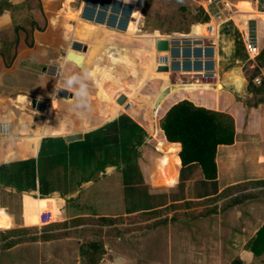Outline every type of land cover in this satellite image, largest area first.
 Listing matches in <instances>:
<instances>
[{
    "label": "crops",
    "instance_id": "0c3cea01",
    "mask_svg": "<svg viewBox=\"0 0 264 264\" xmlns=\"http://www.w3.org/2000/svg\"><path fill=\"white\" fill-rule=\"evenodd\" d=\"M110 1L135 5L134 20L129 21L133 30L128 31L125 26V33L136 36L142 17L138 12L139 0ZM82 7V0H0V117L6 116L10 121L7 132L0 128V167L6 165L7 169L6 177L1 178L0 174V230L73 221L72 227L97 228L94 235L102 240L104 247L99 264H115L120 255L129 259L131 246L141 253V256L133 257L135 264H140V260L144 264V259L150 257L144 253L149 251L156 256L159 243L164 247L168 264H191L199 254L200 260L205 258L201 254H205L208 258L214 257L215 261L209 264H219L221 247L216 249V256L211 248L191 247L190 233L182 231L188 232V229L178 230L183 223L187 226L191 221H187L188 217L184 220L179 217L189 211L177 206L217 196L227 189L231 195L245 185L253 188L247 191L253 193L264 188L251 184L264 180V92L256 96L249 92L241 72L242 64L253 55L252 51L245 45L238 25L223 21L218 31L215 27L212 32L191 33L215 36L212 48L214 73L208 76L217 77L216 84L201 81L182 86V80L196 74L195 71L179 73L173 70L171 62L170 74L158 71L162 56L166 54L154 51L151 58L146 50L150 45L135 49L142 61L141 66L137 63L140 68L136 70L135 51L109 42L90 70L84 58L90 45H82L83 40L79 38L84 35L82 32L87 35L89 29L78 17ZM223 28L227 29L226 33ZM263 29L257 27L254 45L257 53L264 45ZM155 35V43L165 36L160 31ZM93 41L91 54L99 46H95V39ZM74 43L78 47L71 48ZM80 45L81 51L76 49ZM124 47L133 53L130 56L124 54L126 59L119 57ZM68 51L83 54L81 66L67 59ZM168 55L173 56L171 49ZM61 63L70 72L80 73L84 69L91 72V80L96 85V94L92 97L98 101L91 104L90 111L74 106L73 90H61L55 96L51 95ZM262 75L264 79L263 72ZM113 77L117 83L121 81L123 85L125 82V86L112 85ZM154 77L163 78L160 89L156 93L150 89L143 92L149 79ZM189 91L198 93L190 97ZM120 93L127 97L123 105L116 102ZM182 99L226 112L234 120V142L217 147L216 179H205L200 167L191 169L195 163L183 166L178 155L180 144L167 141L160 127L164 113ZM148 100L152 106L146 107ZM59 104L70 108L73 117L55 125L53 113ZM59 113L66 115L62 108ZM8 133L12 134V139L8 138ZM73 133H81L82 138L66 141L65 136ZM25 163L30 166L24 167L26 169L21 171L24 175H21L14 167L21 168ZM245 164H252V170L243 167ZM226 165L228 169L223 173L221 168ZM113 174L118 182L108 181L90 191L95 183L108 180ZM195 177L205 180L213 190L199 195L186 193L184 188L192 185ZM171 189L181 193L169 195L170 198L167 195L158 204L142 200L150 191ZM100 205H104L103 210H97ZM262 206L256 208L257 217L262 214ZM171 207L178 218L168 215ZM89 218H96L98 223H90ZM99 220L103 222L99 223ZM260 220L261 223L255 219L254 224L242 221V247H227L246 264L252 262L255 255L245 249V243L263 225L264 218ZM251 226L257 228L245 239ZM138 232L148 236L151 232L162 239L139 243L137 238L141 235ZM167 232H170L169 237ZM70 239L76 238L67 235L31 242L30 264H82L81 239H77L78 246L74 251H71ZM18 249L14 245L0 253ZM22 256L11 257L22 261ZM183 256L185 261L181 260ZM32 258L35 261L32 262ZM40 258L51 261L44 262Z\"/></svg>",
    "mask_w": 264,
    "mask_h": 264
},
{
    "label": "rangeland",
    "instance_id": "374dc122",
    "mask_svg": "<svg viewBox=\"0 0 264 264\" xmlns=\"http://www.w3.org/2000/svg\"><path fill=\"white\" fill-rule=\"evenodd\" d=\"M254 7L257 5V0H250ZM264 1V0H262ZM139 4L141 0L138 1ZM75 5V4H74ZM203 5V0H143L142 7L139 5L138 12L140 15H142L140 20V28L136 31V36H130L125 33V28L127 27L128 31H132L133 27L132 24L129 23V21H133L132 18L134 11H135V5L134 4H127L124 2H111L110 0H82V10L80 12V15L78 16L82 22H84L87 25V35H85L84 32L81 34L83 36H78L83 40L82 45H90L94 46V41L92 39H95V46L99 44V46L96 47V51L91 54L90 52L93 51L92 47H88V50L85 52V60L87 61V68L90 70H93L92 65L94 63V60L97 59L98 56H100L102 51L105 50V46L109 42H114L115 44H118L120 46H125L128 48H131L135 51V49H145L150 45L147 51L149 50L151 58L154 55V51L163 53V51H157L155 46V39L153 36H156L155 34L160 31L161 34L167 35L172 33H180L183 35H189L190 37L193 36L191 33H205L207 31L208 25L210 24H204L205 22H199L196 21L197 17L200 16V11ZM258 7L260 8V1L258 3ZM258 7L256 11L258 10ZM264 7V6H262ZM232 10V9H231ZM264 10V9H263ZM230 13L228 9H224L222 11V17L227 16ZM241 14V13H239ZM242 15V14H241ZM244 15V14H243ZM263 14H255L254 17H262ZM76 19V18H75ZM264 20V19H263ZM80 21V22H81ZM262 23V22H261ZM259 20L257 19H250L247 24L246 32L244 33L245 42L250 45L251 47L256 44V34H257V27L260 25ZM244 24V23H243ZM128 25V26H127ZM264 26V24H262ZM126 26V27H125ZM179 30V31H177ZM264 30V29H263ZM152 34V35H149ZM178 35V34H177ZM179 35V36H183ZM225 34L224 36H226ZM243 35V34H242ZM242 37V36H241ZM188 39H183L184 43L187 42ZM214 38L208 37V36H201V37H194L193 38V44L194 46L191 47L190 45H174L171 48L172 57L170 58V62L173 64V70L181 72H191L195 71L196 74H190L187 75L186 78H184L181 82V85L186 84H199L204 82L205 84H216L217 77L210 78L208 75L201 76L199 74V70H204L208 72H212L213 70V64H214V58L211 57L213 55L212 48L215 46L214 44ZM204 43V49L200 46H198V43ZM77 45V44H76ZM75 43L72 44V46H76ZM82 45L79 46V50H82ZM122 49V54L119 55L120 58L126 59V55L130 56L133 55V53L128 48ZM155 48V49H154ZM250 51L253 50L249 48ZM165 53V52H164ZM168 53V52H167ZM92 55V57L90 56ZM252 56V55H251ZM256 56V55H255ZM255 56L249 58L252 64L247 65L248 59L242 64L241 72H243V75L246 79V83L248 79L251 77L252 74H255V70L253 69V66L256 65ZM165 56H162L163 61H165ZM131 59V58H129ZM134 62L136 64L135 69H139L141 66V58L138 55V53L135 51V54L133 55ZM152 61V60H150ZM139 63V65H137ZM125 69V66L123 67ZM117 72V71H116ZM115 72V73H116ZM160 72H169L170 71H160ZM262 72L264 73V69H259V73L256 74V76H260L263 79ZM225 75V73H224ZM223 75V76H224ZM208 76V77H207ZM255 76V77H256ZM254 77V78H255ZM254 81V80H253ZM111 82V81H110ZM163 78L154 77L149 79L147 86L143 89V92L148 89H150L153 93H156L160 87L163 84ZM169 82V81H168ZM112 85H122V82L120 81L117 83V81L111 82ZM167 83V81H166ZM255 83V82H254ZM256 84V83H255ZM161 85V86H160ZM258 85V84H256ZM89 86V93H90V103L92 106L96 104L95 98L92 97L96 94V85L92 80L90 79L88 81ZM122 86H125V82ZM252 86V85H251ZM201 93L204 91L201 90ZM189 96L193 97L196 93H193L190 91ZM63 94V92H62ZM61 94V95H62ZM58 95L59 98H61ZM154 96V95H153ZM160 98V97H159ZM159 99L157 98V102ZM146 107H149L151 103L148 101L145 102ZM60 106L57 107L55 112L53 113V123L57 125L59 121H70L73 117V114L71 113V109L62 106V104H59ZM65 105V104H64ZM152 106V105H151ZM62 108L63 112L66 113V115L60 114V109ZM39 109H41V105H39ZM77 114V113H76ZM64 118V119H63ZM61 123V122H60ZM252 164H250L251 166ZM30 166L28 163H25L21 166V168L14 167L15 170L20 174L22 170L26 169L24 167ZM248 166V164H245L243 167L247 168L248 170H252V167ZM173 167V166H172ZM199 167L198 165H194L191 167V169H197ZM199 169V168H198ZM197 169V170H198ZM173 171V170H171ZM14 172V170H13ZM21 175H24L21 173ZM55 175V174H54ZM116 177L115 174H113L112 177H110L108 180L104 179L101 180L93 185V188L90 189L92 191L94 188L101 187L108 181H116L114 178ZM3 182V181H2ZM159 186H155L154 188H157ZM153 188V189H154ZM128 188H126L127 190ZM63 190V189H62ZM213 189H210V184H208L205 180H203L200 177H195V181L192 183V185H189L188 187L184 188V191L188 193L189 195L193 194H203L207 191H211ZM230 190V189H229ZM228 189L222 191L220 194L215 195L214 197L204 199V200H198L197 202L188 201L187 204H181L180 206H177L179 208H186L189 212L188 214H184L182 219L188 217L187 221H191V224H187V226L183 225L178 230L188 229V232L185 230H182L183 233H190V237L192 238V241L190 242V246H198L201 247H207L212 249L213 255L216 256V249L222 248L220 251V261L219 264H229L232 259L235 257L234 251L231 249H228L227 247H242L241 242V234L242 229L244 228V225H241L242 221L246 222V224H254L255 219L261 223L260 220L264 218V209L262 211V214L256 216V208H261L260 205L264 206V188L261 190H255V192H247L254 190L253 188L249 187V185L241 186L237 191L230 195V191ZM232 192V191H231ZM181 191H177L176 189H171L166 192H157L154 190L150 191L146 194V198H143L142 200L145 202H148L149 204H158L162 203L167 195L173 197L180 194ZM243 193V194H239ZM255 195V197H254ZM169 196V198H170ZM247 196V197H246ZM246 197V198H245ZM230 198V199H229ZM235 198H240L239 202L234 200ZM263 198V199H262ZM119 201V200H118ZM120 204V203H119ZM64 206V202H63ZM262 206V207H263ZM97 210H103V206H98ZM100 208V209H99ZM174 207H171V211H169L168 215L178 218V215H175V212L173 211ZM259 210V209H258ZM64 219V218H63ZM65 221V220H64ZM59 222V223H50L46 225L41 226H29V227H22V228H12V229H6V230H0V252H3L4 249L11 248L14 245H17L19 248L16 250V252L12 253H6L1 254L0 253V264H30L29 256L32 253L30 249V245H32L31 242L39 241V240H45V239H52V238H60L62 236L70 235L73 238L76 239H70V248L71 251H74L77 248V239H81V243L86 240V238H93L96 239V236L94 235L96 233L95 227H87V228H79V227H72L73 221L67 223L65 222ZM90 223L96 224L98 223V220L96 218H89L88 220ZM195 221H198L194 223ZM103 222L99 220V223ZM71 227V228H68ZM257 228V226H251L249 232L246 234L245 239H248L249 236L251 237L254 234V230ZM141 230V229H140ZM153 228H151L150 231H152ZM196 232V233H195ZM98 233V232H97ZM140 233L141 237L137 238V242L140 243V241H152L155 242V239H162L158 237L157 234H149L148 235H142V232ZM99 234V233H98ZM168 237L170 236V232L168 233ZM195 234V236L193 235ZM136 235V234H135ZM203 235V236H202ZM137 236V235H136ZM250 240V239H249ZM248 240V241H249ZM246 240L245 245L248 243ZM164 247H162V244L159 243V250L155 252L156 256H152L153 254L149 251H146L144 253L145 256H148L150 254L149 259H144V264H168L166 260L168 261V258L166 257V252L163 250ZM7 252V250H4ZM210 251V250H209ZM130 255L129 259L124 258L122 255L116 257L115 264H135L136 259L133 257H139L141 256V253L139 250L134 248V246L130 247ZM22 261L20 259H15L11 256H20L22 255ZM152 254V255H151ZM154 254V255H155ZM203 257L202 260H200V254L197 255L196 259L192 260L191 264H209L210 261H215L214 257H210L213 259H210L205 256V254H201ZM36 253V257H37ZM35 257V258H36ZM14 258V259H13ZM35 258H32V262L35 261ZM167 258V259H166ZM31 259V258H30ZM38 260V258H37ZM40 260L48 261L50 259H42ZM182 261H185V256L181 257ZM51 261V260H50ZM140 264L142 263V260H140ZM157 263H155V262ZM82 264L83 260H82ZM218 264V263H216ZM248 264H264V253L260 254L258 256L253 257L252 262Z\"/></svg>",
    "mask_w": 264,
    "mask_h": 264
},
{
    "label": "trees",
    "instance_id": "16d2710c",
    "mask_svg": "<svg viewBox=\"0 0 264 264\" xmlns=\"http://www.w3.org/2000/svg\"><path fill=\"white\" fill-rule=\"evenodd\" d=\"M235 13H241L242 22L245 24L248 18L255 14L264 15V1L257 0V5L250 0H227ZM260 1V8L258 3ZM258 7V10L256 11ZM244 14V15H243ZM229 16V15H228ZM264 17V16H262ZM208 17L203 9L196 21L205 22ZM224 20V19H223ZM229 21L230 19L224 20ZM259 23L264 28V20L259 18ZM232 22V21H231ZM222 30L226 33V28ZM179 31V30H177ZM223 32V31H222ZM256 65L253 66L255 74H252L247 81L249 92L258 95L264 92V79L256 85L253 81L259 69H264V45L259 49L255 56ZM247 65L252 64L248 59ZM252 85V86H251ZM160 127L163 130L165 138L169 142L180 144L178 152L180 162L183 166L189 164H198L203 177L207 180H213L217 177L216 152L219 145H228L234 142L235 128L234 120L226 112L208 109L203 106L195 105L188 99H182L173 105L164 113L160 119ZM226 171L227 165L221 168ZM1 178L6 177V165L0 167ZM251 184L264 187V180L254 181ZM247 197V196H246ZM245 197V198H246ZM240 198H235L239 202ZM245 249L250 250L255 256L264 253V223L257 230L256 234L245 245ZM104 247L101 239L86 238L79 245V254L84 264H99L103 257ZM229 264H246L240 257L236 256Z\"/></svg>",
    "mask_w": 264,
    "mask_h": 264
},
{
    "label": "clouds",
    "instance_id": "9594fccd",
    "mask_svg": "<svg viewBox=\"0 0 264 264\" xmlns=\"http://www.w3.org/2000/svg\"><path fill=\"white\" fill-rule=\"evenodd\" d=\"M57 76V83L51 95L55 96L61 90H73L74 106L90 111L91 103L88 81L92 78L91 72L88 69H84L80 73L70 72L66 69L65 64L61 63L58 66ZM0 128L4 129L5 132L10 128V121L6 116L0 117ZM8 138L12 139L11 133H8Z\"/></svg>",
    "mask_w": 264,
    "mask_h": 264
},
{
    "label": "built area",
    "instance_id": "2783aa9c",
    "mask_svg": "<svg viewBox=\"0 0 264 264\" xmlns=\"http://www.w3.org/2000/svg\"><path fill=\"white\" fill-rule=\"evenodd\" d=\"M142 2L143 0H141L140 2V6L142 7ZM221 4V7L218 6V4ZM202 8H203V12L205 15H207L208 19L207 21L204 23V24H209L211 23L212 21L214 22H220L222 21L223 19H225L227 16H224L222 17V11L224 9H228L229 11H231V7H230V4L227 0H203V5H202ZM230 14V13H229ZM212 29H213V26H209V30L212 32ZM180 35H183V34H180ZM208 37H211V38H214V36L212 35H207ZM194 37H201V36H196V35H193V36H189L188 34L186 35H183V36H179L175 33H172V34H169L167 36L168 38V43H169V50L172 48V46L174 45H190L191 47L194 46L193 44V38ZM204 37V36H203ZM183 39H188L186 43H184ZM198 46H200L202 48V50L204 49V43L202 44V41L201 43H198L197 44ZM164 53V52H163ZM165 61H162L161 63L159 64H162V63H166L169 65V60H170V57L168 55L167 52H165ZM211 57L215 58L214 55H211ZM213 70V69H212ZM199 73L201 75H209V74H212L214 73L213 71L210 73L208 71H204V70H199ZM254 82L256 84H260V82L262 81V78L260 76H256L254 79Z\"/></svg>",
    "mask_w": 264,
    "mask_h": 264
},
{
    "label": "water",
    "instance_id": "95a60500",
    "mask_svg": "<svg viewBox=\"0 0 264 264\" xmlns=\"http://www.w3.org/2000/svg\"><path fill=\"white\" fill-rule=\"evenodd\" d=\"M219 7H221V4H218ZM169 34L165 35L163 38H159L156 40L155 43V48L157 51H163V52H168L169 51V43H168V36ZM79 49V48H76ZM67 59H70V61H73L76 63L78 66L82 65V62L80 59H82L83 54L77 51H68L66 53ZM71 57V58H70ZM73 59V60H72ZM170 66L166 63H162L158 65V71H169ZM127 100V97L124 93H120L119 96L116 99V102L120 105L125 104ZM82 138L81 133H73L65 136L66 141H74V140H79Z\"/></svg>",
    "mask_w": 264,
    "mask_h": 264
},
{
    "label": "bare ground",
    "instance_id": "6f19581e",
    "mask_svg": "<svg viewBox=\"0 0 264 264\" xmlns=\"http://www.w3.org/2000/svg\"><path fill=\"white\" fill-rule=\"evenodd\" d=\"M232 9V8H231ZM242 16H241V14H239V13H235L233 10H231L230 11V14H229V16H227L224 20H227V19H230L228 22H230V21H233V22H235L237 25H238V27H239V31H240V33H241V35H242V38H243V40H244V43H245V45L247 46V48H251L254 52H253V55L252 56H250V58L251 57H254L255 55H256V53H257V48L256 47H251L250 45H248L246 42H245V37H244V33L246 32V28H247V24H248V21L250 20V19H257L258 20V17H252V18H248L247 20H246V23L245 24H243V22H242V18H241ZM223 20V21H224ZM222 24V23H221ZM220 24V22H214V21H212L209 25H208V28H207V31H209V26H213V29L212 30H214L215 31V27H217V31L219 30V26L221 25ZM206 31V32H207ZM215 37V36H214ZM250 50V49H249ZM172 53V52H171ZM71 58V57H70ZM169 62H170V60H169Z\"/></svg>",
    "mask_w": 264,
    "mask_h": 264
}]
</instances>
